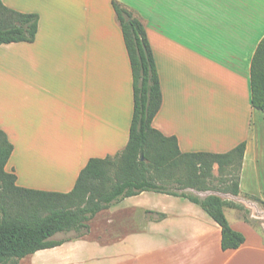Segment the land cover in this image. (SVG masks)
<instances>
[{"label": "crops", "instance_id": "crops-1", "mask_svg": "<svg viewBox=\"0 0 264 264\" xmlns=\"http://www.w3.org/2000/svg\"><path fill=\"white\" fill-rule=\"evenodd\" d=\"M2 1L40 16L34 42L0 46V129L14 144L6 169L19 186L70 192L91 158L126 147L135 98L117 1L143 22L154 52L163 92L154 126L177 136L183 152L227 153L246 142L240 194H217L257 217L264 111L252 105L250 79L264 0ZM238 210L225 208L246 242L224 250L221 226L199 204L144 191L100 212L81 237L58 233L73 238L21 264H264V236L249 240Z\"/></svg>", "mask_w": 264, "mask_h": 264}, {"label": "trees", "instance_id": "trees-1", "mask_svg": "<svg viewBox=\"0 0 264 264\" xmlns=\"http://www.w3.org/2000/svg\"><path fill=\"white\" fill-rule=\"evenodd\" d=\"M114 7L133 73L135 109L129 141L114 156L91 158L70 192L43 191L19 186L16 173L6 169L14 144L0 129V264H21L37 251L73 238L54 239L58 233L85 235L100 212L144 191L182 196L199 204L221 226L224 250L237 249L246 242L245 234L232 227L226 206L240 209L245 221L255 223L244 205L217 194L202 197L171 190L173 180L183 188L211 190L210 179L214 177V165L218 164L222 177L233 176L234 172L236 175L224 192L239 195L246 142L227 153L183 152L177 136H167L154 126L163 104V92L146 27L117 1ZM39 21L38 13L20 12L0 0V46L34 42ZM250 80L252 105L264 111V38L252 61ZM176 174L179 177L175 178ZM252 199L264 204L259 198ZM164 217L166 214L158 213L159 219Z\"/></svg>", "mask_w": 264, "mask_h": 264}, {"label": "rangeland", "instance_id": "rangeland-1", "mask_svg": "<svg viewBox=\"0 0 264 264\" xmlns=\"http://www.w3.org/2000/svg\"><path fill=\"white\" fill-rule=\"evenodd\" d=\"M260 114H262V116H264V112H261ZM263 124H264V122H263ZM263 131H264V127H263ZM215 166L216 165H214L215 173H214V170H213L214 177L210 179V185L212 187L211 190L200 191V190H197L195 188H183V187H180L178 184H175L176 183L175 180H173L171 182L172 183L170 185L171 190H174V191H177V192H180V193L181 192L192 193V194H196V195H199V196H205V195L212 194V193H215V192H222L223 193L224 192V190H223L224 187L228 185L227 184L228 182H231L230 179L236 178V175H235V172H234L233 176H229V175L224 174V176L222 177L220 175L219 170ZM177 177H179V174H176V177L175 178H177ZM254 202L260 206V209L261 210H264V204H262L260 202H257L255 200H254ZM114 204H112V206ZM237 212H238V214H240L241 216H243V213L244 212L239 211V210ZM250 215H251V213H250ZM234 216H235V213L233 211L232 212L229 211V218L232 219L233 222L235 220V217ZM252 218L255 220L254 221L255 223L246 222V223H240V224H238L239 227H240V229H243L247 233V237H248L249 240H253L254 233H255L254 231H256V233L258 232V233H260L261 235L264 236V216L252 217ZM103 225L104 224L98 223V222H97V224H95V226H103ZM60 236H63V235H60ZM72 236H75V235L72 234ZM67 237H69V236H67Z\"/></svg>", "mask_w": 264, "mask_h": 264}, {"label": "water", "instance_id": "water-1", "mask_svg": "<svg viewBox=\"0 0 264 264\" xmlns=\"http://www.w3.org/2000/svg\"><path fill=\"white\" fill-rule=\"evenodd\" d=\"M218 192H215V193H212V194H217ZM208 195H210V194H208ZM208 195H205V196H202V197H206V196H208ZM217 195H219V194H217ZM220 196V195H219ZM258 205V204H257ZM254 215L255 216H257V217H260V216H264V210H261L260 209V206L258 205V210H257V212H255L254 213ZM253 217V216H252Z\"/></svg>", "mask_w": 264, "mask_h": 264}]
</instances>
